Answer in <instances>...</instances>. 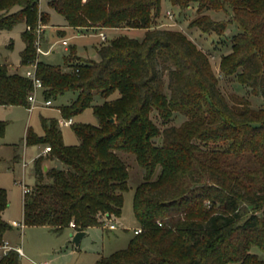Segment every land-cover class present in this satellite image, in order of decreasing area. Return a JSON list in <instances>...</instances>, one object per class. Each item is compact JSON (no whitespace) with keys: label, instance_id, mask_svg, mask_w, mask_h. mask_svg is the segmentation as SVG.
<instances>
[{"label":"trees","instance_id":"16d2710c","mask_svg":"<svg viewBox=\"0 0 264 264\" xmlns=\"http://www.w3.org/2000/svg\"><path fill=\"white\" fill-rule=\"evenodd\" d=\"M47 3L68 27L145 33L101 43L99 60L73 54L55 65L41 60L35 45L37 27L51 20L40 0H0V31L25 26L21 65L36 64L43 98L71 92L70 102L59 107L62 117L92 107L98 119V125L73 126L76 145L64 143L58 119H43L42 136L28 128L25 144L51 151L34 159L36 183L24 195V225L61 231L73 223L77 232L119 218L130 179L124 152L141 169L132 205L143 231L95 264H264V107H252L244 96L228 102L209 56L185 33L158 27L162 0ZM171 3L179 10L197 4L200 16L189 27L219 37L226 35L228 20H213L204 11L231 10L238 30L229 38L231 54L223 57L221 74L235 75L253 94L264 95V0ZM33 89L25 74L0 63V105L30 108ZM152 112L164 123L183 120L161 130ZM6 126L0 121V139ZM54 160L63 168L45 171ZM8 206L7 190L0 188V243L12 230L4 218ZM0 264H20V257L10 251Z\"/></svg>","mask_w":264,"mask_h":264},{"label":"rangeland","instance_id":"374dc122","mask_svg":"<svg viewBox=\"0 0 264 264\" xmlns=\"http://www.w3.org/2000/svg\"><path fill=\"white\" fill-rule=\"evenodd\" d=\"M40 9L51 15L49 26L43 27L41 49L44 50L45 44L47 46L53 44L49 53L42 55V59L55 65H62L64 56L73 54H79L81 58L84 56L86 59L99 60L97 48L101 43H107L118 36L142 39L145 33L144 29L139 28L101 29L99 31H103L107 36L106 40H103L99 35L100 32L97 33L91 30L85 35H78L74 30L66 29V34L61 36L57 34L59 29L54 28H59L66 24L64 17L52 9L48 5L47 0H40ZM204 14L216 21L228 20L229 27L226 35L219 37L213 32L203 33L197 27H189L190 22L200 16L195 3L190 4L184 10H179L177 7L172 6L171 0H162V9L157 18V24L160 29H172L185 33L198 48L209 56L212 70L218 77V87L230 104L234 103V100H232L233 96H244L251 102L252 107L256 109L264 107V95L253 94L249 87L238 82L235 75L224 76L221 74V61L226 54L230 53L228 52L229 38L238 30L236 24L230 22L231 10L227 12L219 9H210L204 11ZM24 29L25 26L19 24L12 30L0 31V63L10 64L15 68L14 70L17 69L22 74H25L30 69L28 65H21L20 60V53L24 48L22 39ZM65 38L76 52L70 51L71 49L68 51L64 50L61 39ZM70 94L72 93L51 99V106L45 104L43 97L37 98L34 104L30 102V109L24 106L5 108L0 105V121L7 123L5 135L0 139V187L7 190L10 200V208L5 216L9 224L13 220L23 223V184L30 187L35 185L36 178L33 161L43 152L45 147L38 144L27 146L25 144L27 129L31 128L35 134L42 136L44 134L43 119H58L59 121L63 119L59 107L68 102ZM151 117L161 130L171 125L178 126L183 120L182 116H177L175 119L164 123L155 112H152ZM72 119L74 121L73 125L59 123L66 145L79 143L73 126L83 123L98 125V119L92 107L72 116ZM161 141L160 135L154 142L159 144ZM18 145L24 149L23 160L14 162V150H16ZM120 155L126 163L128 161L130 179L129 189L124 194L122 214L119 218L111 221L116 225V229L110 230L106 225L90 227L86 230V235L77 247L72 241V234L76 232L71 229L72 226L61 231H54L46 226L14 228V231L6 235V238L12 245L22 247L26 257L20 259V264H32L31 261H47L49 264H95L101 257L108 256L127 247L130 239L134 236V229L140 227L134 216L132 202L135 187L142 180V176L140 167L134 161V155L124 152H121ZM24 161L27 162L26 166L23 164ZM54 164L58 168H63V164L60 162ZM54 164L53 166H55ZM259 257L264 259V253L260 252Z\"/></svg>","mask_w":264,"mask_h":264},{"label":"built area","instance_id":"2783aa9c","mask_svg":"<svg viewBox=\"0 0 264 264\" xmlns=\"http://www.w3.org/2000/svg\"><path fill=\"white\" fill-rule=\"evenodd\" d=\"M43 27L44 26H41L39 25L36 29V34H37V38H36V42H35V45H36V48H37V52L38 54H45V52L43 51V49H41V46H40V43H41V33L43 31ZM28 30H30L31 28L28 27L27 28ZM100 37L103 39V40H106V34L102 31L99 33ZM30 67V69H28L26 72H25V75L26 77H28L29 79L32 80L33 82V92L28 96V100L29 102H31L32 104H34L36 102V94H37V91L38 90H41L43 88V84H42V81L37 77V74H36V64L35 63H32L30 65H28ZM51 100H46L45 101V104L46 105H51ZM60 124H63V125H71L73 123V120L72 118H69V119H61L59 121ZM51 151V148L50 146H45L44 149H43V152L42 154L43 155H47L49 152ZM23 164L26 166L27 165V162L24 161ZM31 191V187H29L28 185L26 184H23V193L24 195L29 193ZM12 226H16V227H20V228H23L24 227V222L23 223H20V222H12ZM71 226L73 227L74 224L71 223ZM106 226L110 229V230H113V229H116V225L114 223H107ZM143 231V229L141 227H138L136 229H134V234H139ZM10 251H16L19 255V257H22V256H26L22 247L21 246H13L11 245L8 241L4 240L2 243H0V259H2L4 256H6ZM32 264H49V262L47 261H42V262H34V261H31Z\"/></svg>","mask_w":264,"mask_h":264},{"label":"crops","instance_id":"0c3cea01","mask_svg":"<svg viewBox=\"0 0 264 264\" xmlns=\"http://www.w3.org/2000/svg\"><path fill=\"white\" fill-rule=\"evenodd\" d=\"M46 26H49V24L48 25H46ZM54 29H59V30H57L58 32H57V34L58 35H65L66 34V29L68 30V29H71V30H74L75 31V33H77L78 35H85L86 33H88L89 31H91V30H93V31H95L94 29H89V30H79V29H75V28H72V27H68L66 24H63L61 27H59V28H54ZM102 30H106V29H102ZM97 32H99V31H97ZM44 35H45V33H44ZM44 37V36H43ZM44 41V40H43ZM61 42H62V44H63V46H64V50L65 51H68L69 49H70V45L68 44V42H67V39L65 38V39H61ZM46 45V49L44 48V52L46 53V54H39V57H40V59L41 60H43L42 59V55H47L48 53H49V50H50V48H52L53 46V44L52 45H48L47 46V44H45ZM52 46V47H51ZM24 47H25V44H24ZM78 56H80L79 54H77ZM67 56V55H66ZM82 56V55H81ZM65 57V56H64ZM83 58H84V56H83ZM2 64H6V63H2ZM63 64H64V58H63ZM62 64V65H63ZM7 65H9V66H11L10 64H7ZM61 65V66H62ZM12 67V66H11ZM12 68H14V67H12ZM15 69V68H14ZM16 71H18L17 69H16ZM19 72V71H18ZM21 73V72H20ZM67 94V93H66ZM40 97H43V95H42V89L41 90H38L37 91V94H36V98H40ZM71 98H72V94H70V98L68 99V102L66 103V104H68L69 102H70V100H71ZM46 101V100H45ZM52 102V101H51ZM51 105H52V103H51ZM51 105H47V106H51ZM3 107H5V108H9L10 106H3ZM31 108V107H30ZM29 108V109H30ZM73 120V119H72ZM74 122V121H73ZM28 130V129H27ZM27 133V132H26ZM28 146V145H27ZM43 146V145H42ZM17 148H16V150H14V155H13V160H14V162H20L21 160H23V158H22V154H23V152H24V149L20 146V145H18V146H16ZM42 154V153H41ZM34 162V161H33ZM56 162H58V161H48L47 163H48V167H50V166H52L53 167V164L54 163H56ZM55 165V164H54ZM57 165H55L54 167H56ZM35 175V174H34ZM29 186V185H28ZM30 187V186H29ZM1 188V187H0ZM8 199H9V196H8ZM10 208V200H9V206H8V208H7V210ZM7 210L5 211V214H4V218H5V216H6V212H7ZM14 221H16V220H13L12 222H14ZM12 222H11V224H12ZM16 222H18V221H16ZM24 227H25V225H24ZM14 228H20V227H16V226H12V230H10V231H8L6 234H5V237H4V240H6V241H8L11 245H12V243L6 238V235L7 234H9L10 232H12V231H14ZM69 228H71V227H69ZM71 229H73V228H71ZM86 232V231H85ZM86 235V234H85ZM83 239V238H82ZM82 239H81V241H82ZM81 243V242H80ZM13 246H17V245H13ZM23 257H26V256H22V257H20V259L21 258H23Z\"/></svg>","mask_w":264,"mask_h":264},{"label":"water","instance_id":"95a60500","mask_svg":"<svg viewBox=\"0 0 264 264\" xmlns=\"http://www.w3.org/2000/svg\"><path fill=\"white\" fill-rule=\"evenodd\" d=\"M48 169V163H45L44 170L46 171ZM85 231H77L72 234V241L76 244L78 247L80 245L81 239L85 236Z\"/></svg>","mask_w":264,"mask_h":264}]
</instances>
